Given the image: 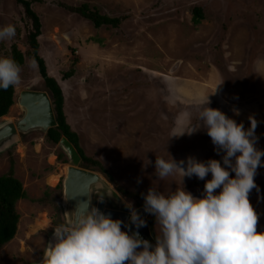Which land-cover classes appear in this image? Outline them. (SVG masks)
<instances>
[{
	"label": "rangeland",
	"instance_id": "rangeland-1",
	"mask_svg": "<svg viewBox=\"0 0 264 264\" xmlns=\"http://www.w3.org/2000/svg\"><path fill=\"white\" fill-rule=\"evenodd\" d=\"M29 1L40 21L38 55L48 76L62 89L66 123L84 154L98 160L116 184L139 195L152 187L166 196L184 186L200 198L205 181L193 176L182 183L179 174L160 180L154 164L156 156L176 161L193 156L222 163L223 153L216 154L204 130L171 138L173 132L179 135L200 125L198 111L209 95V107L243 123L245 130L250 127L249 116L256 119L255 147L264 151V63H257L264 61V0ZM83 4L100 15L124 20L118 28L96 29L61 6ZM195 7L204 15L198 25L192 22ZM8 24L15 26L16 35L0 42V56L11 58V47L16 45L24 64L21 83L14 87V103L0 121L17 122L24 115L18 105L21 92L49 93L38 67H30V22L14 0H0V27ZM73 62V77L63 80ZM45 135L29 131L0 155V176L12 163L27 196L16 203L17 233L0 249V264L37 263L52 228L64 223L62 184L68 161L64 154L67 163L57 159L62 151ZM86 170L101 175L115 190L99 169ZM54 176L56 184L49 185ZM254 181L257 187L249 193V201L259 217L257 231L264 232V167L258 168ZM120 197L123 204L118 210L129 216L127 203L137 211L143 208L134 199ZM99 198H104L105 209L117 210L100 193L94 195L95 206ZM43 216L48 225L35 228ZM150 218L147 214V222ZM122 231L127 230L122 227ZM153 232L155 241L159 234L155 219Z\"/></svg>",
	"mask_w": 264,
	"mask_h": 264
},
{
	"label": "clouds",
	"instance_id": "clouds-1",
	"mask_svg": "<svg viewBox=\"0 0 264 264\" xmlns=\"http://www.w3.org/2000/svg\"><path fill=\"white\" fill-rule=\"evenodd\" d=\"M15 35L14 25L0 27V42ZM30 67H38L35 59ZM21 71L14 59L0 56V89L19 86ZM208 97L198 111L200 125L179 135L173 132L171 138L204 130L216 154L223 153L222 163L198 161L193 156L180 161L156 156L154 175L158 179L179 174L182 183L193 176L205 183L200 198L184 186L167 196L152 187L141 193L144 212L159 226L155 245L140 236L146 221L131 203L125 205L130 213L126 225L92 206L89 199L68 213L66 223L52 228V239L39 264H264V232L257 231L259 217L249 201V193L257 187V170L264 167V151L255 147L257 121L249 116L250 127L245 130L243 123L209 107ZM209 174L211 179H206ZM122 226L128 231H122Z\"/></svg>",
	"mask_w": 264,
	"mask_h": 264
},
{
	"label": "trees",
	"instance_id": "trees-1",
	"mask_svg": "<svg viewBox=\"0 0 264 264\" xmlns=\"http://www.w3.org/2000/svg\"><path fill=\"white\" fill-rule=\"evenodd\" d=\"M15 3L23 10L24 16L30 22V32L27 35V44L29 45L31 53L28 54L31 59H35L38 65V71L40 77L43 79L45 88L49 93L51 100L52 109L55 115V121L57 126L49 129L46 132V140L53 145H57L59 140L64 137L77 151L80 157V167L84 169L97 168L103 174L106 175L107 179L115 185L117 193L125 198L134 199L137 206H143V198L141 195L131 193L128 189L118 185L114 182L113 178L107 173L102 164L98 160H93L87 157L78 144V136L74 133L69 125L66 123L64 108V98L61 87L51 77L48 76L46 66L43 59L38 55L39 44L37 38L40 36V21L38 16L31 9V2L29 0H14ZM71 13L78 14L80 17L90 21L94 28L100 29L102 26L110 28H118L124 18H109L107 16L100 15L96 9L90 8L89 5L83 4L79 7H69L65 5ZM192 22L198 25L203 19V11L200 7H195L192 10ZM11 58L14 59L20 67L24 64V56L18 50L16 45L11 47ZM76 61V60H75ZM74 64L72 67L63 74V80L70 79L74 75ZM14 103V88L9 87L8 90L0 89V119L5 117L9 109ZM57 159L61 160L62 163H67L64 159L63 153L57 155ZM26 193L22 187L21 182L14 176L13 164H10L9 171L6 175L0 176V249L10 243L16 233L19 222V215L16 211V203L20 200L26 199ZM57 210L59 208L57 207ZM154 217L148 222L151 236L154 239L153 232Z\"/></svg>",
	"mask_w": 264,
	"mask_h": 264
},
{
	"label": "water",
	"instance_id": "water-1",
	"mask_svg": "<svg viewBox=\"0 0 264 264\" xmlns=\"http://www.w3.org/2000/svg\"><path fill=\"white\" fill-rule=\"evenodd\" d=\"M18 102L23 110V117L17 122L10 119L0 121V155L18 145L21 135L34 130L46 133L49 129L57 126L51 100L46 92H21ZM57 146L68 161L62 184L61 212L63 222L66 223L69 220L68 213L74 211L79 203L90 199L92 206L104 214L110 215L113 220L119 219L124 221V224H129V215L118 210L121 209L123 200L111 185L101 175L80 168V157L66 138L62 137ZM97 193L103 194L105 199L115 204L117 210L105 209V200H99L95 206L94 195ZM138 212L146 221V226L139 229L140 236L155 245L146 219L147 213L144 212L143 208L138 209ZM130 227L132 232L136 231L135 226L130 225ZM52 233L48 237L47 243L52 239ZM35 264H39V261Z\"/></svg>",
	"mask_w": 264,
	"mask_h": 264
},
{
	"label": "bare ground",
	"instance_id": "bare-ground-1",
	"mask_svg": "<svg viewBox=\"0 0 264 264\" xmlns=\"http://www.w3.org/2000/svg\"><path fill=\"white\" fill-rule=\"evenodd\" d=\"M18 105H19V102H18ZM20 107V106H19ZM21 108V107H20ZM21 111L23 112V110H22V108H21ZM65 169H67V167L65 168ZM65 175H66V172H65ZM57 178L58 177H50L49 179H48V183H49V185H55L56 184V182H57ZM49 221L45 218V216H43L39 221H38V223H37V225H36V227L35 228H43V227H46L48 224Z\"/></svg>",
	"mask_w": 264,
	"mask_h": 264
},
{
	"label": "flooded vegetation",
	"instance_id": "flooded-vegetation-1",
	"mask_svg": "<svg viewBox=\"0 0 264 264\" xmlns=\"http://www.w3.org/2000/svg\"><path fill=\"white\" fill-rule=\"evenodd\" d=\"M140 209V208H139ZM126 230L128 231V229L126 228ZM129 234H131V232H129Z\"/></svg>",
	"mask_w": 264,
	"mask_h": 264
}]
</instances>
